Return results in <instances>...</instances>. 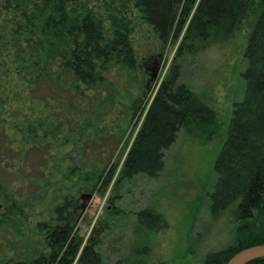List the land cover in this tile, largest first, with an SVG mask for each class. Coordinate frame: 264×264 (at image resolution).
I'll use <instances>...</instances> for the list:
<instances>
[{"label": "trees", "instance_id": "16d2710c", "mask_svg": "<svg viewBox=\"0 0 264 264\" xmlns=\"http://www.w3.org/2000/svg\"><path fill=\"white\" fill-rule=\"evenodd\" d=\"M250 15L244 93L209 193L210 213L229 216L235 237L202 264L264 244V0H0V264H104L98 230L84 240L76 227L80 195L157 177L180 130L216 134V111L178 81L177 63L147 99L132 94L134 17L160 43L178 41L177 58L228 41ZM136 216L165 222L154 209Z\"/></svg>", "mask_w": 264, "mask_h": 264}, {"label": "rangeland", "instance_id": "374dc122", "mask_svg": "<svg viewBox=\"0 0 264 264\" xmlns=\"http://www.w3.org/2000/svg\"><path fill=\"white\" fill-rule=\"evenodd\" d=\"M254 18L248 16L228 41L175 58L178 41L160 43L151 27L134 17L137 75L130 85L132 94L147 99L169 67L177 63L178 81L216 111L218 129L209 140L191 139L180 130L175 142L164 151V167L157 177L138 175L121 183L114 192L108 189L104 194L80 195V210L74 216L76 227L84 240L98 230L94 234L100 241L104 264L136 256L146 264H202L207 253L233 243L235 224L226 214L210 213L209 193L216 181L214 162L234 104L243 97L242 72L247 65L244 50ZM132 134L127 127L122 140ZM120 144L114 149L115 158L123 148V142ZM114 195L108 202L107 198ZM143 209L160 212L164 225L148 216L138 219L136 214ZM156 226L159 229L155 230Z\"/></svg>", "mask_w": 264, "mask_h": 264}, {"label": "water", "instance_id": "95a60500", "mask_svg": "<svg viewBox=\"0 0 264 264\" xmlns=\"http://www.w3.org/2000/svg\"><path fill=\"white\" fill-rule=\"evenodd\" d=\"M153 77H156V72L153 74ZM258 258H264V244L238 251L225 264H247Z\"/></svg>", "mask_w": 264, "mask_h": 264}]
</instances>
